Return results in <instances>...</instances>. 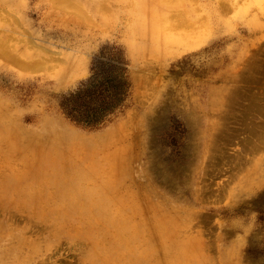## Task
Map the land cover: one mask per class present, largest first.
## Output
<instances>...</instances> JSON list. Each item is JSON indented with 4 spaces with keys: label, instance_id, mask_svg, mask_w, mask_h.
I'll return each instance as SVG.
<instances>
[{
    "label": "rangeland",
    "instance_id": "rangeland-1",
    "mask_svg": "<svg viewBox=\"0 0 264 264\" xmlns=\"http://www.w3.org/2000/svg\"><path fill=\"white\" fill-rule=\"evenodd\" d=\"M111 44L129 98L78 127ZM0 264H264V0H0Z\"/></svg>",
    "mask_w": 264,
    "mask_h": 264
},
{
    "label": "trees",
    "instance_id": "trees-1",
    "mask_svg": "<svg viewBox=\"0 0 264 264\" xmlns=\"http://www.w3.org/2000/svg\"><path fill=\"white\" fill-rule=\"evenodd\" d=\"M130 89L124 50L116 44L107 45L94 56L88 77L60 96L59 107L65 118L76 126L99 129L123 110Z\"/></svg>",
    "mask_w": 264,
    "mask_h": 264
},
{
    "label": "bare ground",
    "instance_id": "bare-ground-1",
    "mask_svg": "<svg viewBox=\"0 0 264 264\" xmlns=\"http://www.w3.org/2000/svg\"><path fill=\"white\" fill-rule=\"evenodd\" d=\"M52 2H53V1H52ZM55 2H56V0H55ZM70 5H71V4H70ZM72 6H73V5H72ZM70 10H71V9H70ZM77 10H78V9H77ZM80 10H81V9H80ZM78 12H79V10H78ZM82 14H83V13H82ZM82 14H81V15H82ZM181 14H182V13H181ZM77 16H78V15H77ZM83 16H84V14H83ZM85 16H86V15H85ZM87 17H88V16H87ZM170 18H171V17H170ZM171 20H172V19H171ZM88 21H89V20H88ZM173 23H175V24L179 23V24H180V23H182V22L177 21V20H173ZM175 24H174V25H175ZM175 26H176V25H175ZM177 26L180 27L179 25H177ZM2 46H3V45H2ZM1 49H2V48H1ZM7 54H8V53H7ZM30 64H31V63H30ZM55 66H56V65H55Z\"/></svg>",
    "mask_w": 264,
    "mask_h": 264
}]
</instances>
